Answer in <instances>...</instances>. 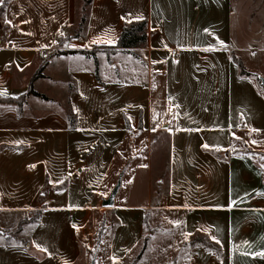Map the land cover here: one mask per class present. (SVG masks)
I'll list each match as a JSON object with an SVG mask.
<instances>
[{"label":"crops","instance_id":"0c3cea01","mask_svg":"<svg viewBox=\"0 0 264 264\" xmlns=\"http://www.w3.org/2000/svg\"><path fill=\"white\" fill-rule=\"evenodd\" d=\"M85 3L0 4V96H25L21 108L0 101V229L38 215L15 240L0 230V264H167L174 250L137 259L143 239L155 245L148 224L156 216L170 233L165 247L188 243L185 264H264V67L250 68L238 53H259L264 34L259 47L235 36L234 0ZM141 19L147 40L134 48L138 57L101 48L96 64L56 54L116 45L125 23ZM233 56L252 74H241ZM42 64L33 87L48 99L28 94ZM57 84L62 92L50 94ZM163 132L168 169L155 176L139 138ZM143 171L161 188L119 190L114 206L102 205L121 175ZM198 237L218 249L193 243Z\"/></svg>","mask_w":264,"mask_h":264},{"label":"rangeland","instance_id":"374dc122","mask_svg":"<svg viewBox=\"0 0 264 264\" xmlns=\"http://www.w3.org/2000/svg\"><path fill=\"white\" fill-rule=\"evenodd\" d=\"M234 7H235V23H234V34L235 36L240 35V39H244L245 41H252V44L255 47H259L260 43L259 40L262 41L263 34H264V0H234ZM242 42V40H240ZM239 41V42H240ZM242 42V44H243ZM251 45V46H252ZM239 55H241L247 66L253 69L262 70L264 67V49H260L257 55H252L251 51L248 49H241L238 51ZM144 54L140 53L139 62L144 63ZM124 58H122L123 60ZM126 59V58H125ZM125 59L121 61L122 68L130 67L131 58ZM129 61V62H128ZM101 62L103 67L106 66V62L101 58ZM128 78V75H126ZM259 83L264 88L262 81ZM50 94L56 93L60 94L62 92L61 86L57 84L54 87V91L50 90ZM158 135V134H157ZM157 135L153 134L152 137L149 134H143L139 138V141L144 143L145 149H143V153L151 152V156H144L146 157L145 160L150 161L152 164L153 173L155 176H165L168 169V156H169V136L165 132L160 135L158 138ZM158 138V139H157ZM137 163L140 159H137ZM141 161V160H140ZM144 166V164L140 165V168ZM145 172L143 171V175L141 177H122L121 175V186L120 191L124 189H128L129 191L138 192L140 195L144 193L148 195L150 191V187L152 185L155 189H160L162 186L161 182L157 181L158 177H144ZM120 178V177H119ZM167 179V177H163ZM166 181V180H165ZM119 192V191H118ZM127 200V201H126ZM125 201L128 202V199ZM22 219V215L16 216L15 218L6 221L4 223L2 229V233L6 241L15 240L18 237L17 229L19 227L20 221ZM154 226H150L148 224L149 233L155 235V245L153 248H149V241L147 240L146 248L144 249V254L146 258L149 260H153L155 258H163L167 257L168 252L173 251L174 256L172 258H168L170 262H165L167 264H185V259L188 250V243L186 242L183 245L179 246H164L165 242L170 239V233L167 234L161 230V223L160 219L156 216L154 219ZM153 228V229H152ZM147 232V234H148ZM144 243V239L141 242L139 248H142ZM151 244V243H150ZM165 247V248H164ZM172 253V252H171ZM171 253L168 255L171 256Z\"/></svg>","mask_w":264,"mask_h":264},{"label":"trees","instance_id":"16d2710c","mask_svg":"<svg viewBox=\"0 0 264 264\" xmlns=\"http://www.w3.org/2000/svg\"><path fill=\"white\" fill-rule=\"evenodd\" d=\"M85 2H86L85 3V5H86L87 3H90L91 0H85ZM3 8H4V5H1L0 14H1V11L3 10ZM86 17H87V12H86V7H85V13L82 14L80 22H79V29L82 28V26L86 20ZM146 29H147V20L146 19L128 21L125 23L122 34H121L120 39H119V42L116 45L95 46L93 49H89V50H86V49L85 50L84 49H82V50H68V51L57 50L56 54L81 53V54H84L88 57H93L96 64H98L97 63V51L101 48L106 50L109 54L114 53L117 50H123L127 53L132 54L135 57H138V54L134 51V48H138L140 46H143L146 43V40H147ZM233 60L240 67L241 74H243V75H251L252 74L250 71L247 70L246 66L244 65L243 61L240 58L233 56ZM45 66H46L45 64H42L36 70V72L33 74L32 78L30 80V83H29L28 94H33V95L42 97L44 99H48V97L45 94L37 92L33 87V82L36 79L44 76L43 70H44ZM258 78L261 79L260 76H258ZM0 101L15 103V104H18L19 107L21 108L22 105L24 104L25 96H21V97H3V96H0ZM67 118L69 120L70 127L75 128L76 123H77V118H76L75 113L73 111H70ZM37 218H38V215H36L35 218H26V219L22 220L19 224L17 231L20 230V228L22 227V224L24 222L32 220V219L36 220ZM196 242L204 244L207 247H213L214 249H218L217 246L215 244H213L211 242V240H209L207 237H198V238L194 239V241H193V243H196ZM146 245H147V240H145L143 249L139 253L137 259L141 257L142 253L144 252V249L146 248Z\"/></svg>","mask_w":264,"mask_h":264},{"label":"water","instance_id":"95a60500","mask_svg":"<svg viewBox=\"0 0 264 264\" xmlns=\"http://www.w3.org/2000/svg\"><path fill=\"white\" fill-rule=\"evenodd\" d=\"M261 81H262V84L264 85V78H261ZM120 186H121V177L118 179V181H117L116 185L114 186V188L112 189L110 195L107 198L103 199L102 205L104 207H112V206H114L115 198H116V196L118 194Z\"/></svg>","mask_w":264,"mask_h":264},{"label":"built area","instance_id":"2783aa9c","mask_svg":"<svg viewBox=\"0 0 264 264\" xmlns=\"http://www.w3.org/2000/svg\"><path fill=\"white\" fill-rule=\"evenodd\" d=\"M49 52H50V51L45 50V51H43V52L40 54V56H41V57H44L45 54H48ZM251 52H252L253 55H257V54H258V49H257V48H253ZM172 54H173V55H176V54H177V50H176V49H173V50H172Z\"/></svg>","mask_w":264,"mask_h":264},{"label":"snow or ice","instance_id":"6c2138e0","mask_svg":"<svg viewBox=\"0 0 264 264\" xmlns=\"http://www.w3.org/2000/svg\"><path fill=\"white\" fill-rule=\"evenodd\" d=\"M3 3V0H0V4ZM62 34V33H61ZM63 35V34H62ZM94 42H99V41H94ZM205 147H207V145H205ZM37 247H39V245H37ZM43 251H47V249H42Z\"/></svg>","mask_w":264,"mask_h":264}]
</instances>
